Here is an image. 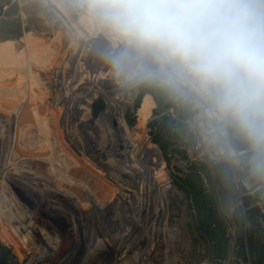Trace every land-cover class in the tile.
Masks as SVG:
<instances>
[{
	"label": "rangeland",
	"instance_id": "374dc122",
	"mask_svg": "<svg viewBox=\"0 0 264 264\" xmlns=\"http://www.w3.org/2000/svg\"><path fill=\"white\" fill-rule=\"evenodd\" d=\"M123 50L92 0H0V264L261 263L264 189L223 210L207 168L231 161L192 160L175 88Z\"/></svg>",
	"mask_w": 264,
	"mask_h": 264
},
{
	"label": "clouds",
	"instance_id": "9594fccd",
	"mask_svg": "<svg viewBox=\"0 0 264 264\" xmlns=\"http://www.w3.org/2000/svg\"><path fill=\"white\" fill-rule=\"evenodd\" d=\"M129 52L151 57L170 86L207 98L254 146L264 145V0H92ZM256 163H260L255 161Z\"/></svg>",
	"mask_w": 264,
	"mask_h": 264
},
{
	"label": "built area",
	"instance_id": "2783aa9c",
	"mask_svg": "<svg viewBox=\"0 0 264 264\" xmlns=\"http://www.w3.org/2000/svg\"><path fill=\"white\" fill-rule=\"evenodd\" d=\"M173 87L186 107V120L195 134L196 140L191 145L192 160H229L237 171V181L245 192L254 193L260 189L252 176L246 172L240 154L230 145L229 135L234 125L229 120L220 118L212 110L211 102L194 89L183 84ZM262 214L264 223V206Z\"/></svg>",
	"mask_w": 264,
	"mask_h": 264
},
{
	"label": "crops",
	"instance_id": "0c3cea01",
	"mask_svg": "<svg viewBox=\"0 0 264 264\" xmlns=\"http://www.w3.org/2000/svg\"><path fill=\"white\" fill-rule=\"evenodd\" d=\"M234 131L235 133L236 131L241 133L236 127ZM239 151L246 172L252 176L261 190L264 189V148H243ZM255 161L260 163L258 164ZM207 172L211 184L207 187L208 195H218L223 210L232 212L245 210L249 213V218L258 216L257 198L261 191L257 190L254 193L242 192L228 161L214 164L212 167L207 168ZM206 181H208V178H206ZM260 262L259 264H264V259Z\"/></svg>",
	"mask_w": 264,
	"mask_h": 264
},
{
	"label": "bare ground",
	"instance_id": "6f19581e",
	"mask_svg": "<svg viewBox=\"0 0 264 264\" xmlns=\"http://www.w3.org/2000/svg\"><path fill=\"white\" fill-rule=\"evenodd\" d=\"M6 106V105H5ZM8 115V114H7ZM110 148V147H108ZM43 171V170H42ZM71 177V176H70ZM83 180V179H82ZM99 203V202H98ZM71 209V208H70ZM124 213V212H123ZM127 213V212H126ZM76 224V223H75ZM64 244V243H63ZM50 250V249H49ZM62 250V249H61ZM60 253V250H54L50 254H46V256H42L41 259L36 264H69L71 258H64L63 255L57 257ZM57 257V258H56ZM56 258V259H54Z\"/></svg>",
	"mask_w": 264,
	"mask_h": 264
},
{
	"label": "trees",
	"instance_id": "16d2710c",
	"mask_svg": "<svg viewBox=\"0 0 264 264\" xmlns=\"http://www.w3.org/2000/svg\"><path fill=\"white\" fill-rule=\"evenodd\" d=\"M235 126L232 127V131L234 130Z\"/></svg>",
	"mask_w": 264,
	"mask_h": 264
}]
</instances>
